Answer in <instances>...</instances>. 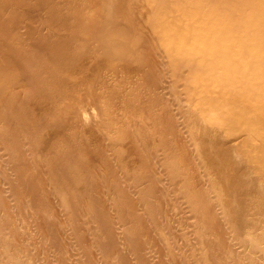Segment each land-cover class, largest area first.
<instances>
[{
    "label": "rangeland",
    "instance_id": "rangeland-1",
    "mask_svg": "<svg viewBox=\"0 0 264 264\" xmlns=\"http://www.w3.org/2000/svg\"><path fill=\"white\" fill-rule=\"evenodd\" d=\"M179 1L0 0V264H264V136L173 63Z\"/></svg>",
    "mask_w": 264,
    "mask_h": 264
},
{
    "label": "bare ground",
    "instance_id": "bare-ground-1",
    "mask_svg": "<svg viewBox=\"0 0 264 264\" xmlns=\"http://www.w3.org/2000/svg\"><path fill=\"white\" fill-rule=\"evenodd\" d=\"M158 7L155 20L170 39L173 63L193 64V90L208 92L212 85L224 90L203 100L204 107L215 108L211 116L258 125L256 132L264 136V0H180L176 7L187 19L180 28L168 23L170 7Z\"/></svg>",
    "mask_w": 264,
    "mask_h": 264
}]
</instances>
